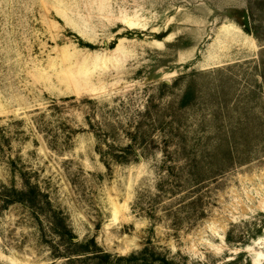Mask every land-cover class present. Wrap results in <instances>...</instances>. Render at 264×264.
Instances as JSON below:
<instances>
[{
    "label": "rangeland",
    "instance_id": "rangeland-1",
    "mask_svg": "<svg viewBox=\"0 0 264 264\" xmlns=\"http://www.w3.org/2000/svg\"><path fill=\"white\" fill-rule=\"evenodd\" d=\"M164 257L264 264V0H0V264Z\"/></svg>",
    "mask_w": 264,
    "mask_h": 264
},
{
    "label": "trees",
    "instance_id": "trees-1",
    "mask_svg": "<svg viewBox=\"0 0 264 264\" xmlns=\"http://www.w3.org/2000/svg\"><path fill=\"white\" fill-rule=\"evenodd\" d=\"M12 190L15 193V197H12L13 199H20V200L23 199V195L25 193L24 190H20V189H16V188H12ZM12 198H10V199H12ZM69 235H70L71 238H73V237L75 238V235L71 231H69ZM78 243L80 245H82V246H85V247L88 246V242L87 241H84V242H80L79 241ZM103 253L106 256L111 255V253L106 252V251H104ZM132 256L133 255H116V259L129 260L130 258H132ZM163 260H164V262L166 264H177V263L169 260L167 257H164Z\"/></svg>",
    "mask_w": 264,
    "mask_h": 264
},
{
    "label": "water",
    "instance_id": "water-1",
    "mask_svg": "<svg viewBox=\"0 0 264 264\" xmlns=\"http://www.w3.org/2000/svg\"><path fill=\"white\" fill-rule=\"evenodd\" d=\"M245 23H246V19H245Z\"/></svg>",
    "mask_w": 264,
    "mask_h": 264
}]
</instances>
